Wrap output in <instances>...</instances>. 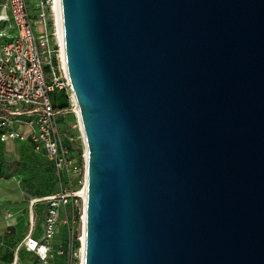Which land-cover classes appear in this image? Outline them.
Returning a JSON list of instances; mask_svg holds the SVG:
<instances>
[{
  "label": "water",
  "instance_id": "obj_1",
  "mask_svg": "<svg viewBox=\"0 0 264 264\" xmlns=\"http://www.w3.org/2000/svg\"><path fill=\"white\" fill-rule=\"evenodd\" d=\"M88 148L83 264H264V0H60Z\"/></svg>",
  "mask_w": 264,
  "mask_h": 264
},
{
  "label": "rangeland",
  "instance_id": "obj_2",
  "mask_svg": "<svg viewBox=\"0 0 264 264\" xmlns=\"http://www.w3.org/2000/svg\"><path fill=\"white\" fill-rule=\"evenodd\" d=\"M27 1L29 12L34 15L36 0ZM42 32L43 26L38 25V33ZM58 77H62L61 72ZM55 93V104L61 110L57 137L64 150L60 154V166L35 146L0 144V264L82 263L84 202L79 191L85 184L86 145L74 112L77 106L73 92ZM20 215L29 221L21 231L13 223ZM31 215L33 235L51 246L44 260L25 244L32 229ZM49 219L53 221L48 222ZM51 228L54 239L49 238Z\"/></svg>",
  "mask_w": 264,
  "mask_h": 264
},
{
  "label": "built area",
  "instance_id": "obj_3",
  "mask_svg": "<svg viewBox=\"0 0 264 264\" xmlns=\"http://www.w3.org/2000/svg\"><path fill=\"white\" fill-rule=\"evenodd\" d=\"M56 5V0H36L32 15L27 0H0V142L29 140L60 166L61 110L52 95L72 89L62 68ZM38 25L44 32L38 33ZM31 223L25 244L44 260L51 246L33 235V218ZM50 230L49 238L54 239Z\"/></svg>",
  "mask_w": 264,
  "mask_h": 264
},
{
  "label": "bare ground",
  "instance_id": "obj_4",
  "mask_svg": "<svg viewBox=\"0 0 264 264\" xmlns=\"http://www.w3.org/2000/svg\"><path fill=\"white\" fill-rule=\"evenodd\" d=\"M57 1V5H56V10H57V18H58V27H59V38H58V42L60 43L61 46V62H62V68L64 70V75L67 76V72H66V65H65V52H64V37H63V29H62V22H61V9H60V0H56ZM73 100L76 104V109H75V114L77 115L78 121H79V125H80V130L82 132V135L84 137V141H85V145H86V158H85V168H86V176H85V184L84 187L82 188L81 191H79V195L83 198V202H84V215L81 217L82 222H83V226H82V233L83 236L81 238V243H82V250H81V261L83 264V260H84V244H85V237H84V227H85V208H86V199H87V170H88V159H89V155H88V148H87V142H86V138H85V134L83 131V127H82V123H81V117H80V111H79V107L78 104L75 100L74 95H72ZM18 260V258H17Z\"/></svg>",
  "mask_w": 264,
  "mask_h": 264
},
{
  "label": "crops",
  "instance_id": "obj_5",
  "mask_svg": "<svg viewBox=\"0 0 264 264\" xmlns=\"http://www.w3.org/2000/svg\"><path fill=\"white\" fill-rule=\"evenodd\" d=\"M20 144V145H23V146H27V147H34V144L32 143V142H30L29 140H10V141H8V142H0V144ZM43 154H44V152L43 151H41ZM45 155V154H44ZM23 217V215H20L19 217H17V218H15L14 220H13V223H15V225L19 228V231H21L23 228H24V224L26 223V222H28L27 223V225L29 224V221H28V219L27 218H22ZM31 217H32V215H31ZM30 217V218H31ZM33 218V217H32ZM20 226V227H19ZM36 237V236H35ZM18 258V257H17Z\"/></svg>",
  "mask_w": 264,
  "mask_h": 264
},
{
  "label": "trees",
  "instance_id": "obj_6",
  "mask_svg": "<svg viewBox=\"0 0 264 264\" xmlns=\"http://www.w3.org/2000/svg\"><path fill=\"white\" fill-rule=\"evenodd\" d=\"M57 94L56 93H54L53 95H52V99H53V101H54V103H56V96Z\"/></svg>",
  "mask_w": 264,
  "mask_h": 264
}]
</instances>
